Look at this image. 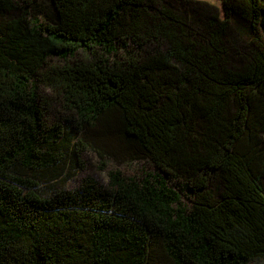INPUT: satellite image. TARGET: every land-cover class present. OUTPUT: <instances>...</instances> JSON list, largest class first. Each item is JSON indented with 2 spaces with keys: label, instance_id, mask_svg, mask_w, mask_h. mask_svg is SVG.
Here are the masks:
<instances>
[{
  "label": "trees",
  "instance_id": "1",
  "mask_svg": "<svg viewBox=\"0 0 264 264\" xmlns=\"http://www.w3.org/2000/svg\"><path fill=\"white\" fill-rule=\"evenodd\" d=\"M219 1L0 0V264H264V0Z\"/></svg>",
  "mask_w": 264,
  "mask_h": 264
},
{
  "label": "rangeland",
  "instance_id": "2",
  "mask_svg": "<svg viewBox=\"0 0 264 264\" xmlns=\"http://www.w3.org/2000/svg\"><path fill=\"white\" fill-rule=\"evenodd\" d=\"M14 3H18L22 6V0H12ZM203 3L204 5H209L214 9H217L222 15V4L219 0H191ZM82 162L85 165L84 170L80 171L75 178H73L68 183V189L72 190L79 186L80 181L85 176L93 177L99 184L106 186L108 182V172L118 170L125 177H141L142 175L150 172H155V168L150 163L146 162H131L118 165L111 160L105 161L104 170L101 169V163L98 161L97 157L90 152L84 153L81 157Z\"/></svg>",
  "mask_w": 264,
  "mask_h": 264
}]
</instances>
